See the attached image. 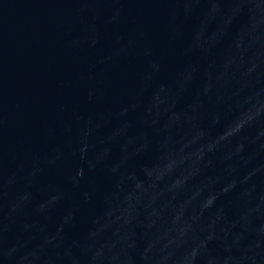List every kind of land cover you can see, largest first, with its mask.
I'll return each mask as SVG.
<instances>
[{"label": "water", "instance_id": "water-1", "mask_svg": "<svg viewBox=\"0 0 264 264\" xmlns=\"http://www.w3.org/2000/svg\"><path fill=\"white\" fill-rule=\"evenodd\" d=\"M0 264H264V0H0Z\"/></svg>", "mask_w": 264, "mask_h": 264}]
</instances>
